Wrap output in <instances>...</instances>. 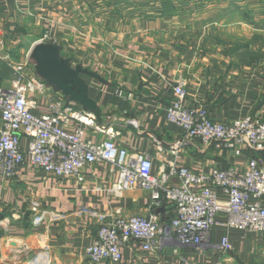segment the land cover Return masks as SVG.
Listing matches in <instances>:
<instances>
[{"label":"crops","instance_id":"crops-1","mask_svg":"<svg viewBox=\"0 0 264 264\" xmlns=\"http://www.w3.org/2000/svg\"><path fill=\"white\" fill-rule=\"evenodd\" d=\"M212 2L184 16L131 0H0V88L17 81L30 85L26 97L36 115L50 114L55 104L91 111L100 130L84 126V140L101 142L111 128L117 146L148 154L152 173L166 174L170 184L177 181L168 175L172 163L194 172L243 169L256 152L246 149L235 157L224 148L203 147L166 120L177 83L185 103L202 106L214 121L264 119V53L244 54L249 42L264 41V0ZM43 36L58 60L40 72L29 55ZM77 125L71 120L67 128ZM21 148L26 151V138ZM83 174L82 182L55 177L26 158L12 178L0 176V264H33L35 256L40 264H91L86 248L103 221L171 215L168 205L152 204L141 188L115 191L118 170L105 161L86 164ZM217 219L208 244L161 242L149 251L129 241L118 264H264V233L242 234L226 228L222 215ZM223 235L232 245L228 256L217 250Z\"/></svg>","mask_w":264,"mask_h":264},{"label":"built area","instance_id":"built-area-1","mask_svg":"<svg viewBox=\"0 0 264 264\" xmlns=\"http://www.w3.org/2000/svg\"><path fill=\"white\" fill-rule=\"evenodd\" d=\"M29 88L30 85L19 81L9 89L0 88L2 178H12L27 158L33 168L82 182L86 164L105 161L111 169L118 170L115 191L141 188L149 193L152 204L169 206L171 215L167 219L132 215L103 221L86 248L91 264L120 263L121 249L129 241L149 251L159 248L161 242L173 247L208 244L219 215L224 217L222 224L226 228L242 234L264 233V119L247 115L228 123L214 121L202 106L187 105L182 84H175L166 120L182 129L185 140H196L203 147L224 148L235 157L243 155L246 149L257 155L249 156L243 169L231 165L194 172L172 163L168 175L177 181L170 184L166 174L152 173L148 154H133L117 146L113 140L116 132L111 128L105 129L108 138L101 142L84 140V126L100 130L92 112L71 111L55 104L50 114H33L26 97ZM71 120L79 125L68 129ZM22 138L27 139L26 151L21 148ZM217 190L226 199H220ZM231 249L228 236L223 235L217 245L219 256H225ZM40 263L41 259L35 256L33 264Z\"/></svg>","mask_w":264,"mask_h":264},{"label":"rangeland","instance_id":"rangeland-1","mask_svg":"<svg viewBox=\"0 0 264 264\" xmlns=\"http://www.w3.org/2000/svg\"><path fill=\"white\" fill-rule=\"evenodd\" d=\"M131 1L136 2L138 4H141V5H144L146 8H148L152 11H155V9L158 8L162 12H166L169 14L174 13L176 15H177V12H179L180 15H184V16L188 13H192L193 11H191V10L193 8L198 7L204 3H214L212 1L216 2V0H131ZM259 48L261 49V51ZM245 49H248V50H246L244 52V54L248 55V56H249V54H251V50H252V53L255 52V55L263 54L264 53V41H262V42H259V41L252 42L251 41L248 44H246V47L244 48V50ZM253 50H255V51H253ZM249 51H250V53L247 54L246 52H249ZM258 56H261V55H258ZM259 60L264 61L261 58ZM250 62H251L250 59L244 60L245 64H248ZM231 253H232V249H231V251L227 252V254H225V256L226 255L228 256ZM242 254H244V253H242ZM251 254H253V253H251ZM181 264H189V263L182 262ZM239 264H245V263L241 262ZM248 264H251V263L248 262Z\"/></svg>","mask_w":264,"mask_h":264},{"label":"water","instance_id":"water-1","mask_svg":"<svg viewBox=\"0 0 264 264\" xmlns=\"http://www.w3.org/2000/svg\"><path fill=\"white\" fill-rule=\"evenodd\" d=\"M29 60L38 64L40 72H45L55 65L58 60V53L53 45L37 41L32 45Z\"/></svg>","mask_w":264,"mask_h":264}]
</instances>
